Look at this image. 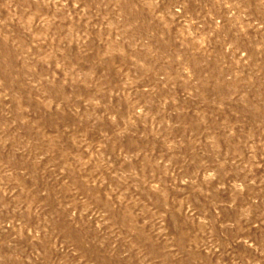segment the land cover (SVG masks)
Wrapping results in <instances>:
<instances>
[{
	"label": "rangeland",
	"instance_id": "obj_1",
	"mask_svg": "<svg viewBox=\"0 0 264 264\" xmlns=\"http://www.w3.org/2000/svg\"><path fill=\"white\" fill-rule=\"evenodd\" d=\"M0 264H264V0H0Z\"/></svg>",
	"mask_w": 264,
	"mask_h": 264
}]
</instances>
